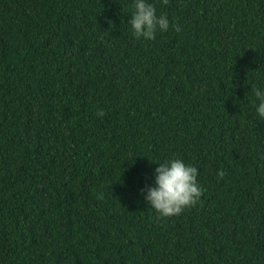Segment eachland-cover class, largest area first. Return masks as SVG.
I'll use <instances>...</instances> for the list:
<instances>
[{"label": "trees", "instance_id": "1", "mask_svg": "<svg viewBox=\"0 0 264 264\" xmlns=\"http://www.w3.org/2000/svg\"><path fill=\"white\" fill-rule=\"evenodd\" d=\"M149 2L181 31L0 0V264H264V0ZM174 158L202 196L159 217L141 189Z\"/></svg>", "mask_w": 264, "mask_h": 264}, {"label": "clouds", "instance_id": "2", "mask_svg": "<svg viewBox=\"0 0 264 264\" xmlns=\"http://www.w3.org/2000/svg\"><path fill=\"white\" fill-rule=\"evenodd\" d=\"M132 7V18L128 25L137 40H155L157 33L167 32L170 26L177 32L181 31L178 24L170 25L166 14L158 15L156 7L149 0H132ZM252 92L257 101L256 114L264 120V85L253 86ZM96 115L102 118L105 113L99 110ZM198 175V168L186 164L182 159L166 160L154 170V186L146 185L141 189V195L159 217L179 215L195 206L202 196Z\"/></svg>", "mask_w": 264, "mask_h": 264}]
</instances>
